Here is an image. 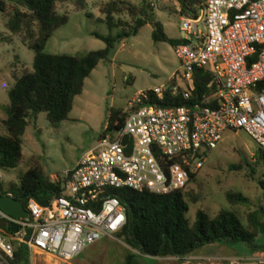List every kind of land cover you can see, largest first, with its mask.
<instances>
[{
	"label": "built area",
	"instance_id": "2783aa9c",
	"mask_svg": "<svg viewBox=\"0 0 264 264\" xmlns=\"http://www.w3.org/2000/svg\"><path fill=\"white\" fill-rule=\"evenodd\" d=\"M180 19L183 40L174 46L180 82L152 91L158 99L166 90L189 98L196 68L209 73L214 89L204 102L133 107L114 136H100L62 172L58 195L46 204L29 197L27 217L0 208V264H11L14 242L24 243L30 257L38 252L68 260L101 235L116 233L126 216L112 189L167 193L184 187L226 130L241 129L253 139L264 172V0H203L196 17ZM182 258L191 264L217 259L190 253ZM227 260L264 264V251Z\"/></svg>",
	"mask_w": 264,
	"mask_h": 264
},
{
	"label": "rangeland",
	"instance_id": "374dc122",
	"mask_svg": "<svg viewBox=\"0 0 264 264\" xmlns=\"http://www.w3.org/2000/svg\"><path fill=\"white\" fill-rule=\"evenodd\" d=\"M108 0H84L83 8H75L67 1H58L56 10L65 13L67 20L57 26L46 40L43 51L48 53L78 54L88 50L102 49L105 42L95 33L106 35L110 30L100 11V5ZM135 4L142 0H127ZM152 5L151 16L159 20L164 32L172 38L183 37L178 12V0H148ZM184 16V15H183ZM118 17L129 21L126 13ZM150 22L142 25L138 32L121 40L112 57L106 54L99 59L84 79L82 90L73 98L67 117L57 122L50 121L45 111L35 117H27V125L21 135L23 161L8 170L0 169V180L4 183L16 181L26 169L25 161L34 156L43 172L56 180L62 172L72 167L90 148L94 147L105 128L112 108H128L129 102L141 91L169 84V79L180 69L174 46L166 41L154 40ZM33 50L19 35L5 27V18L0 11V133H6L2 120L3 106L9 102L7 90L14 82V75L23 69L32 68ZM180 82L179 75L176 76ZM114 136V131H108ZM256 143L243 130H226L216 147L196 171L194 179L186 185L196 201L186 197L188 208L185 213L189 222L195 219L198 209L210 216L220 208L237 209L242 216L253 207V203L264 200V187L259 182L264 174L260 165L250 174L248 163L258 160ZM235 167L234 165H238ZM239 190L250 199L247 205L231 206L225 196L226 190ZM262 236L256 237L258 244ZM15 243V242H14ZM134 251L124 236L101 235L81 252L68 260H60L45 253L29 255L28 264H121L128 252ZM261 248H251L243 242L213 241L193 250L196 254L216 256L213 264H226L230 257L258 256ZM145 264H191L181 257H148L138 255ZM223 259V260H222ZM212 260V259H211ZM193 260V264H197ZM202 261V260H201ZM203 264H210L205 261Z\"/></svg>",
	"mask_w": 264,
	"mask_h": 264
},
{
	"label": "trees",
	"instance_id": "16d2710c",
	"mask_svg": "<svg viewBox=\"0 0 264 264\" xmlns=\"http://www.w3.org/2000/svg\"><path fill=\"white\" fill-rule=\"evenodd\" d=\"M58 1L71 2L75 8H83L84 0H0V11L5 18V27L33 50L32 68L23 69L14 75V82L7 90L9 102L3 106L5 118L2 123L6 133H0V169L8 170L21 161V135L27 125V117H35L39 111H45L47 118L57 122L67 117L73 98L81 92L84 79L104 57L114 42L118 44L125 37L134 35L147 22L153 26L151 36L154 40L166 41L175 46L183 40L169 37L163 30L161 22L151 16L152 5L148 0L135 4L127 0H108L100 5L104 20L115 32L106 35L95 33L105 42L102 49L88 50L78 54L48 53L43 51L44 44L53 30L67 20L65 13H58ZM203 0H178L180 16L196 17ZM126 13L129 21L122 20L119 14ZM178 71L169 79L177 82ZM210 75L207 71L194 70V87L189 98L180 92L171 95L166 90L158 99L152 88L138 94V100L128 108H112L109 120L100 133L119 129L135 106L144 103L158 105L192 104L205 100L213 89L208 86ZM145 93V95H143ZM258 160L248 163L250 174L255 166L261 167L260 149H256ZM26 169L17 176L16 181L4 183L0 180V193L9 194L20 200L24 207L29 197L38 200L50 199L58 195L63 188V178L52 179L46 175L34 156L26 161ZM235 167L239 166L234 165ZM262 169V168H261ZM263 171V170H262ZM196 172L189 173L184 187L167 193H155L148 190H134L119 187L111 190L124 206L126 221L122 228L114 233L124 236V241L134 249L128 252L121 264H145L138 260V255L151 258L164 256H182L195 248L216 240L226 242H243L251 248L264 249V206L256 203L248 207L244 216L237 209L220 208L210 216L205 210L198 209L195 219L189 222L185 213L188 208L186 197L196 201V196L186 189L194 179ZM264 174V172H263ZM259 182L264 187L263 179ZM224 196L231 205H247L250 199L239 190H226ZM262 243L256 242L258 235ZM29 252L24 243H14L11 264H28Z\"/></svg>",
	"mask_w": 264,
	"mask_h": 264
},
{
	"label": "water",
	"instance_id": "95a60500",
	"mask_svg": "<svg viewBox=\"0 0 264 264\" xmlns=\"http://www.w3.org/2000/svg\"><path fill=\"white\" fill-rule=\"evenodd\" d=\"M118 46V42L115 41L113 46L109 49L108 51V56L109 57H112L115 49L117 48ZM128 138V134L125 133L122 138H121V143H125L126 140ZM40 203L41 204H46L47 203V199H42L40 200ZM0 208L3 209L4 211L14 215V216H22V217H27L28 216V211L25 209L23 203L8 195V194H2L0 193ZM11 230L12 231H15L16 230V225L15 224H12L10 226ZM240 264H250L249 262H243V263H240Z\"/></svg>",
	"mask_w": 264,
	"mask_h": 264
},
{
	"label": "crops",
	"instance_id": "0c3cea01",
	"mask_svg": "<svg viewBox=\"0 0 264 264\" xmlns=\"http://www.w3.org/2000/svg\"><path fill=\"white\" fill-rule=\"evenodd\" d=\"M258 148L257 144H256V149ZM259 203H261V205L264 206V200L263 201H260ZM253 206L255 205L254 203L252 204ZM113 235V234H112ZM104 236H110V235H104ZM264 251V249H262ZM190 254H193V255H196V256H201V257H211V258H215L216 256H210V255H203V254H196L194 253L193 251L190 253ZM247 256H251L250 254H247L246 256H236V257H247ZM230 258H233V257H230ZM205 261H209L210 264H213V260H202L201 262H197L198 264H203L205 263ZM228 263V261L226 262V264Z\"/></svg>",
	"mask_w": 264,
	"mask_h": 264
}]
</instances>
